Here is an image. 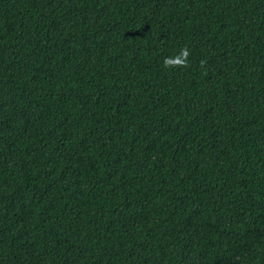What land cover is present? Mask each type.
Wrapping results in <instances>:
<instances>
[{
    "label": "trees",
    "instance_id": "trees-1",
    "mask_svg": "<svg viewBox=\"0 0 264 264\" xmlns=\"http://www.w3.org/2000/svg\"><path fill=\"white\" fill-rule=\"evenodd\" d=\"M0 264H264V0H0Z\"/></svg>",
    "mask_w": 264,
    "mask_h": 264
},
{
    "label": "clouds",
    "instance_id": "clouds-1",
    "mask_svg": "<svg viewBox=\"0 0 264 264\" xmlns=\"http://www.w3.org/2000/svg\"><path fill=\"white\" fill-rule=\"evenodd\" d=\"M189 50L187 47L182 48L180 50L179 56L176 58H166L164 61V67L165 68H186L188 67V56H189Z\"/></svg>",
    "mask_w": 264,
    "mask_h": 264
}]
</instances>
